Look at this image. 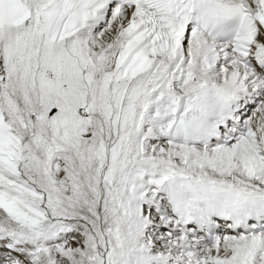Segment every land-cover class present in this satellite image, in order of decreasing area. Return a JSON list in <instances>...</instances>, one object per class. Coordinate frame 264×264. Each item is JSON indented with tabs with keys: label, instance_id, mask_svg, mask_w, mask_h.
<instances>
[{
	"label": "snow or ice",
	"instance_id": "1",
	"mask_svg": "<svg viewBox=\"0 0 264 264\" xmlns=\"http://www.w3.org/2000/svg\"><path fill=\"white\" fill-rule=\"evenodd\" d=\"M0 264H264V0H0Z\"/></svg>",
	"mask_w": 264,
	"mask_h": 264
}]
</instances>
